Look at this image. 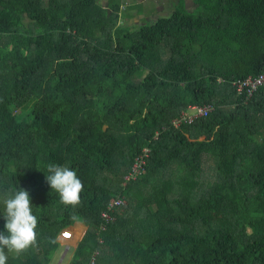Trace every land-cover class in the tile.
<instances>
[{
  "label": "trees",
  "instance_id": "1",
  "mask_svg": "<svg viewBox=\"0 0 264 264\" xmlns=\"http://www.w3.org/2000/svg\"><path fill=\"white\" fill-rule=\"evenodd\" d=\"M192 1L133 31L119 3L0 0V233L18 188L38 219L7 264H51L76 220L89 229L69 264L95 249L98 264H264V85L232 86L264 73V0ZM49 164L77 172L81 205L61 203Z\"/></svg>",
  "mask_w": 264,
  "mask_h": 264
},
{
  "label": "clouds",
  "instance_id": "2",
  "mask_svg": "<svg viewBox=\"0 0 264 264\" xmlns=\"http://www.w3.org/2000/svg\"><path fill=\"white\" fill-rule=\"evenodd\" d=\"M47 172L46 180L59 194L61 203L71 205L73 208L82 204L81 193L84 185L75 170L60 164H49ZM2 203L5 206L7 234L0 233V264H7L9 253L19 255L37 245L38 219L33 214L29 191L26 189L18 188L12 193H6ZM75 222L61 230L69 231Z\"/></svg>",
  "mask_w": 264,
  "mask_h": 264
},
{
  "label": "built area",
  "instance_id": "3",
  "mask_svg": "<svg viewBox=\"0 0 264 264\" xmlns=\"http://www.w3.org/2000/svg\"><path fill=\"white\" fill-rule=\"evenodd\" d=\"M264 85V73L259 74L258 76H248L246 78H239L232 81V86L238 92V94H247L248 96H252L253 93ZM214 110V105L211 103H207L204 105L193 104L190 105L187 109L183 110L181 114L172 119L173 125L176 127H180L183 123H192L194 120L200 116H208ZM150 154V149L145 148L144 151L137 157L132 164L131 170L124 176V179L127 181L137 179L138 175L142 172L147 157ZM123 199L121 196L114 198L108 206L109 210H105L103 212V217L106 221L113 220V216L110 211L119 206ZM91 264H94V260Z\"/></svg>",
  "mask_w": 264,
  "mask_h": 264
},
{
  "label": "crops",
  "instance_id": "4",
  "mask_svg": "<svg viewBox=\"0 0 264 264\" xmlns=\"http://www.w3.org/2000/svg\"><path fill=\"white\" fill-rule=\"evenodd\" d=\"M105 1L106 2H104V3H102V2H100V3L103 4L104 6H113V5L115 6V4L119 3L120 9H122L123 5H124L125 6L124 12H126V13H127V11L129 12L128 9L133 4V2H129L128 0H119V1H115V2L113 0H105ZM136 1L140 4H143L149 0H136ZM157 2H158V5L155 8V11H162V9L164 8L163 11L167 12L165 9V5L167 3H169V0H158ZM127 15H128V13H127ZM129 16L133 17V21L131 20V22L135 23V24L147 23V22H144L145 20H143V19H146V20L152 19L151 21H153L156 18V16H154L153 13L148 15L147 13L140 12L139 10L133 11V14H131ZM161 16H165V15H161ZM127 25H129V24L127 23ZM70 228L71 229L69 231H66L65 233L60 234V236H58V240L61 243V249L56 255H61V253L63 252V250H62L63 245L68 246V247L74 246V248L77 247L78 244L80 243V241L85 236L86 232L88 231L89 225L87 224L85 226V224H83L82 222L77 221L75 224L70 226ZM67 254L68 253H64L61 255L60 264H69L70 263V261L73 257V253L68 257V260H66ZM99 256H100L99 251H97L95 249L93 251L92 255L90 256V258L88 259L89 260L88 264H91L93 262V260H94V264H98Z\"/></svg>",
  "mask_w": 264,
  "mask_h": 264
},
{
  "label": "rangeland",
  "instance_id": "5",
  "mask_svg": "<svg viewBox=\"0 0 264 264\" xmlns=\"http://www.w3.org/2000/svg\"><path fill=\"white\" fill-rule=\"evenodd\" d=\"M113 1L115 2V1H119V0H113ZM128 1L133 2V4L129 7V9H128L129 12L127 11L128 15L126 12H124L125 6L123 5V8L120 10V13H119L120 14L119 24L126 25L128 23L129 24L128 26L131 27V30H133V31L138 29V27H136L137 24L131 22V20L133 21V17L129 16V15L133 14V11L139 10L140 12L147 13L148 15L153 13V15L156 16V18L158 16H161V15L169 16L172 14L174 9H176V3L178 2V0H169V3H167L165 5V9L167 12H164L163 11L164 8L162 9V11H155V8L158 5V2H157L158 0H149L143 4L138 3L136 0H132V1L128 0ZM100 2L104 3L106 1L100 0ZM186 4H187V8L189 10H192L195 8V4L193 3L192 0H186ZM143 20H145L144 22H150L152 19H149V20L143 19ZM124 184H125V181H124ZM121 198L123 199V202L121 204H118V205H126V201H125L124 197L121 196ZM153 208H155V205H153ZM61 232H62V230L60 231V233ZM62 250H63V252L61 253V255L64 253H68L67 258H66V260H68V257L75 251V248H74V246L68 247V246L63 245ZM61 255H56L51 264H60ZM53 257H54V255H53Z\"/></svg>",
  "mask_w": 264,
  "mask_h": 264
},
{
  "label": "water",
  "instance_id": "6",
  "mask_svg": "<svg viewBox=\"0 0 264 264\" xmlns=\"http://www.w3.org/2000/svg\"><path fill=\"white\" fill-rule=\"evenodd\" d=\"M76 222H77V221H76ZM76 222H75V223H76ZM78 222H82L83 224H85V226L87 225V224H86L85 222H83V221H78ZM87 228H88V227H87ZM63 233H65V232L62 231V234H63Z\"/></svg>",
  "mask_w": 264,
  "mask_h": 264
}]
</instances>
